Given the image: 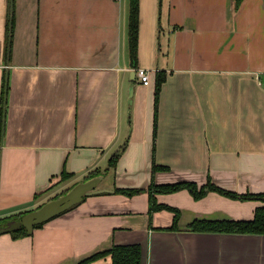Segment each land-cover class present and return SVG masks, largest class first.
Here are the masks:
<instances>
[{
    "label": "crops",
    "instance_id": "obj_1",
    "mask_svg": "<svg viewBox=\"0 0 264 264\" xmlns=\"http://www.w3.org/2000/svg\"><path fill=\"white\" fill-rule=\"evenodd\" d=\"M139 6L134 67L129 0H0V219L38 209L124 147L100 188L113 192L85 197L31 236H0V264H76L135 244L143 264H264L263 236L184 231L195 220H252L263 202L158 194L181 215V231L166 232L174 214L152 211L147 193L115 194L147 189L153 163L170 169L154 175L158 185L210 177L264 193V0ZM157 73L166 81L155 134Z\"/></svg>",
    "mask_w": 264,
    "mask_h": 264
},
{
    "label": "trees",
    "instance_id": "obj_2",
    "mask_svg": "<svg viewBox=\"0 0 264 264\" xmlns=\"http://www.w3.org/2000/svg\"><path fill=\"white\" fill-rule=\"evenodd\" d=\"M237 6L242 2V0H236ZM139 0H129V54L132 66L136 67L138 61V34H139ZM12 30V26H11ZM166 81L165 73H157L156 75V91H155V125L154 131H157V118H158V105L160 100V92L162 85ZM124 151V147L118 151L109 161V170H115L118 164V160L121 153ZM170 169L168 167L159 166L155 163L152 164L151 171V182L147 189H134V188H115V194L125 195L128 197H133L143 192L149 195L150 205L152 211H170L174 214L173 223L170 227L165 229H158L160 231L166 232H178L180 230V211L176 208L157 204L155 196L158 194H173L183 190H187L191 193L195 200H201L209 192H215L221 196L241 201H260L264 203V193L263 194H238L233 191L223 189L213 183L209 177L206 184L199 186L197 183L193 182H176L171 184L158 185L154 181V175L158 172H168ZM97 176H104L103 172L96 170L90 173L84 181ZM70 174L63 172L61 175V181L65 178H69ZM69 190L65 191L67 193ZM63 193V194H65ZM62 194V195H63ZM56 196L54 199L58 198ZM85 200V198H84ZM77 206V205H76ZM74 206L73 208H75ZM71 208L70 210H72ZM69 211V210H68ZM67 211V212H68ZM29 212L21 213L18 215H12L0 219V229L10 226L15 221L20 220L24 215ZM45 224H41L35 227V229L42 228ZM185 232L189 233H220V234H243V235H264V206L258 207L255 210L254 217L249 221H206V220H195L190 223ZM12 239L18 240L28 237L27 230L20 228L10 234ZM141 246L140 245H116L113 246L108 251L97 253L89 258H86L79 262L78 264H94L103 259H109L108 264H141Z\"/></svg>",
    "mask_w": 264,
    "mask_h": 264
},
{
    "label": "water",
    "instance_id": "obj_3",
    "mask_svg": "<svg viewBox=\"0 0 264 264\" xmlns=\"http://www.w3.org/2000/svg\"><path fill=\"white\" fill-rule=\"evenodd\" d=\"M103 178H104L103 176H97V177L91 178L87 181L77 184L67 193L59 196L56 199H52L46 204H44L43 206L39 207L38 209L27 213L20 220L15 221L10 226L0 229V236L6 235V234H12L14 231L20 228L26 229L28 235L31 236L36 226L45 224L49 222L50 220L67 212L74 206L82 203L85 197L113 192L110 190L98 189ZM194 234L242 235V236H263L264 237V235L220 234V233H194ZM141 251H142L141 264H143L142 248H141ZM81 261L82 260H80L79 262ZM79 262H77L76 264H78ZM96 263L100 264L101 262L98 261Z\"/></svg>",
    "mask_w": 264,
    "mask_h": 264
},
{
    "label": "rangeland",
    "instance_id": "obj_4",
    "mask_svg": "<svg viewBox=\"0 0 264 264\" xmlns=\"http://www.w3.org/2000/svg\"><path fill=\"white\" fill-rule=\"evenodd\" d=\"M108 165H104V167H103V170H102V172H103V174H104V179L101 181V183H100V185H99V189L100 188H105V187H107V186H110V181H114V172H112V173H110L109 175H107L106 174V170H108L109 169V167H107ZM116 169V168H115ZM110 171V170H109ZM78 181V180H77ZM82 182H84V181H79L77 184H79V183H82ZM76 184V181H74V184L73 185H70V186H65V187H63V188H60L59 190H56L55 191V193H54V198L56 197V196H61L63 193H65V191H67V190H71L74 186H76L77 185ZM48 201H46V203H47ZM46 203H44V204H46ZM43 204V205H44ZM42 205V206H43ZM37 209V208H36ZM94 264H98V263H94ZM101 264V263H100Z\"/></svg>",
    "mask_w": 264,
    "mask_h": 264
},
{
    "label": "built area",
    "instance_id": "obj_5",
    "mask_svg": "<svg viewBox=\"0 0 264 264\" xmlns=\"http://www.w3.org/2000/svg\"><path fill=\"white\" fill-rule=\"evenodd\" d=\"M135 73L142 85L148 86L150 84L151 75L148 70L144 68H138L135 70Z\"/></svg>",
    "mask_w": 264,
    "mask_h": 264
}]
</instances>
